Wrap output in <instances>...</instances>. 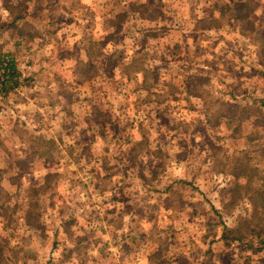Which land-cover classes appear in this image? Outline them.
Masks as SVG:
<instances>
[{"label": "rangeland", "instance_id": "obj_1", "mask_svg": "<svg viewBox=\"0 0 264 264\" xmlns=\"http://www.w3.org/2000/svg\"><path fill=\"white\" fill-rule=\"evenodd\" d=\"M236 1L0 0V264H264L227 239L264 199V120L224 104L264 99V0Z\"/></svg>", "mask_w": 264, "mask_h": 264}, {"label": "trees", "instance_id": "obj_2", "mask_svg": "<svg viewBox=\"0 0 264 264\" xmlns=\"http://www.w3.org/2000/svg\"><path fill=\"white\" fill-rule=\"evenodd\" d=\"M132 8L136 9L138 4L132 3L130 5ZM256 4L252 0H238L233 4L232 7V20L234 22L239 23H249L250 22V14L255 10ZM217 11L218 16H211L210 18H202L200 19V22L204 23L205 26L203 29H213L217 28V22L225 15L224 9H214ZM120 21V18L118 19ZM112 22V25L115 26L114 32H118L120 30V23L116 24V21L112 19H109V24ZM113 32V33H114ZM152 38H156L157 34L153 33L151 35ZM96 55V54H95ZM102 53H97V56H101ZM133 55H128V58L130 59L129 63L124 65V70L128 71L129 76L131 75V78H136L137 80L141 79V87H144L147 89L148 87H153L156 85L158 86V77L156 76L159 73V70L156 68H146L143 67V64H140V67H138L137 58ZM88 57L90 58V55L88 54ZM84 64V63H82ZM89 63V60L87 59L86 63ZM132 73V74H131ZM148 73L156 74L154 76L153 81L155 83H147ZM147 74V75H145ZM21 77V72L18 70L16 63L13 58H11L8 55L0 54V95L5 96L10 91L14 90L19 86V80ZM158 81V82H157ZM160 86V85H159ZM228 106V126H231L232 124L236 123L235 126H239L240 122L244 121L245 119H249L250 117H261L263 116V109H264V99L261 100V98H254L252 101L247 102L246 104H240L236 102H224ZM237 114V115H236ZM130 144V149L133 151L135 148H145L146 141L144 140H134L127 142ZM146 149V148H145ZM134 152V151H133ZM147 153H152L154 151H151L149 149H146ZM240 171L236 169L237 175H245V172L248 171L249 167L247 164H239ZM52 175H46V178H49ZM237 183H233V185ZM232 185V187H233ZM45 185H40L39 189H43ZM238 187V186H237ZM38 189V190H39ZM37 190V189H36ZM229 191H232L230 188ZM44 193V190L42 191ZM233 196V195H232ZM228 240L238 243V244H244L246 247L250 249H256V250H264V199L260 200L258 204L254 205L251 217L249 219H246V221L242 222L236 232L232 235H228ZM0 254V258H1Z\"/></svg>", "mask_w": 264, "mask_h": 264}]
</instances>
